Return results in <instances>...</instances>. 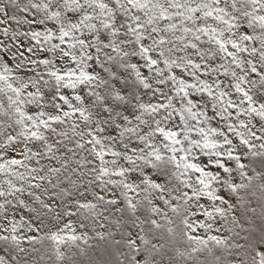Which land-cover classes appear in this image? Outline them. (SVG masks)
Here are the masks:
<instances>
[{
  "label": "snow or ice",
  "instance_id": "1",
  "mask_svg": "<svg viewBox=\"0 0 264 264\" xmlns=\"http://www.w3.org/2000/svg\"><path fill=\"white\" fill-rule=\"evenodd\" d=\"M0 264H264V0H0Z\"/></svg>",
  "mask_w": 264,
  "mask_h": 264
}]
</instances>
